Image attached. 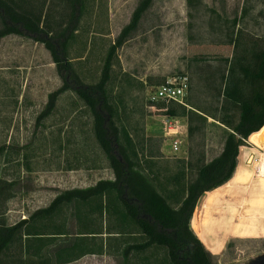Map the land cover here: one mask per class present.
<instances>
[{"label":"rangeland","instance_id":"1","mask_svg":"<svg viewBox=\"0 0 264 264\" xmlns=\"http://www.w3.org/2000/svg\"><path fill=\"white\" fill-rule=\"evenodd\" d=\"M35 1L42 5L45 0ZM46 1L44 14L48 12L56 29V21L68 11L62 0ZM139 1L86 0L78 30L68 45L73 70L84 84L100 80L108 50L130 22ZM193 3L191 7L188 0H154L137 31L117 49L107 85L119 108L118 123L133 136L142 166L150 170L146 172L156 178L159 190L173 206L185 195L181 188L194 178L203 153L208 161L222 152L231 131L223 118L231 115L238 121L237 109L221 108L223 98L219 100L217 94L220 69L232 54L249 56L253 48L264 47V0ZM235 18L239 20L236 27L232 25ZM25 34H9L0 42V184L4 196L9 191L14 194L9 200L0 197V218L8 224L49 205L66 188L81 185L82 168L94 178L92 183L98 180L96 174L114 172L96 140L92 111L74 90L62 93L52 112L40 117L50 94L65 80L45 44ZM233 36L234 42L227 43ZM191 37L198 43L195 47ZM200 43L211 47L203 50ZM62 74L72 86L80 84L70 71ZM178 74L190 77L187 102L205 111L207 122L205 127L194 122L196 133L191 137L184 131V145L174 152L172 139L165 136L161 108L167 102H152L149 94ZM179 117L180 123L189 125L187 117ZM65 214L70 231H76L72 209ZM103 224L113 226L115 220L104 217ZM190 227L201 237L214 264H264V131L242 145L233 176L200 198ZM137 237L144 240L142 235L107 237L109 250L122 249L120 238L133 242ZM145 252L154 264L167 256L165 249ZM123 262L121 257H110L104 264ZM70 264L98 263L88 257Z\"/></svg>","mask_w":264,"mask_h":264},{"label":"trees","instance_id":"2","mask_svg":"<svg viewBox=\"0 0 264 264\" xmlns=\"http://www.w3.org/2000/svg\"><path fill=\"white\" fill-rule=\"evenodd\" d=\"M46 2L39 5L35 0H0V42L9 34L26 33L45 44L59 64L65 81L61 88L50 94L40 117L52 112L62 93L74 90L92 111L96 140L116 177L115 180L102 179L89 188L65 190L48 206L34 210L14 224L0 218V264H65L86 254L103 251V245L99 246L95 239L105 232L104 217L115 220L113 226L106 225L107 233L131 236L138 232L144 236V241L124 247L126 253L165 249L167 256L159 264H214L211 253L191 229L190 221L200 198L233 176L245 141L264 131V47L253 48L249 56L242 52L232 54L226 60V67L220 69L221 85L217 94L219 100L223 98L221 108L226 110L233 106L237 109L238 121L235 123L231 115L223 118L222 122L231 131L222 152L210 161L203 153L194 178L181 188L185 195L177 200L178 206H173L159 190L156 178L142 166L133 136L118 123L119 108L111 100L107 87L117 49L137 31L154 0L139 1L130 22L109 48L100 80L94 84H84L79 79L68 56V45L78 30L86 0H62L68 13L56 21V29L48 12L44 14ZM188 3L191 7L194 4L193 0ZM238 21L233 19L232 25L236 27ZM58 41L61 48L57 46ZM233 42L234 36L227 43ZM191 44L195 47L198 43L191 37ZM200 45L203 50L211 47V44ZM64 70L70 71L80 84L72 86L62 74ZM161 108L164 115L187 117L190 137L196 133L194 122H200L203 127L206 125L207 116L199 107L167 103ZM3 189L0 184V197L5 194ZM13 195L9 191L4 198L9 200ZM66 209H72L78 223L76 231H70L67 219L63 217ZM93 214L97 217L91 218ZM99 218H102L100 226L94 222ZM124 264H129L127 258ZM134 264L154 263L146 256Z\"/></svg>","mask_w":264,"mask_h":264},{"label":"built area","instance_id":"3","mask_svg":"<svg viewBox=\"0 0 264 264\" xmlns=\"http://www.w3.org/2000/svg\"><path fill=\"white\" fill-rule=\"evenodd\" d=\"M190 87V77L188 74H178L170 76L163 83L157 85L154 90H150L149 99L152 102L164 101L167 103H174L186 106H191L187 102V96ZM165 136L172 139V149L178 152L184 145V137L182 133L188 131V125L180 123L179 116L164 115ZM183 127V130H180Z\"/></svg>","mask_w":264,"mask_h":264},{"label":"crops","instance_id":"4","mask_svg":"<svg viewBox=\"0 0 264 264\" xmlns=\"http://www.w3.org/2000/svg\"><path fill=\"white\" fill-rule=\"evenodd\" d=\"M208 161H210V160H208ZM80 170H84L83 173H80V178H79L80 180H82L81 181L82 184L81 185H78V186H73L72 188H66L65 190L73 189V188H82V189L89 188L91 186L96 185L102 179L115 180V177H116L114 172L111 173V174L109 172L108 173V176H102L101 173H98V174L95 175L96 178H98L97 182L92 183L91 181L94 180V178L91 177V174L90 173L86 172L87 169H83L82 168ZM72 171H74L73 173H76L75 172L76 171L75 169L74 170L72 169ZM58 191H60V190H57L56 192H58ZM59 194H60V192L58 194H56L55 196H53L52 199L54 200L56 198V196L59 195ZM39 201H40V198H39ZM46 206H48V205H45V206L42 205V206H39L38 208L46 207ZM96 217H97V214H93L91 218H96ZM73 218L76 221V219H75L74 216H73ZM101 224H102V222L100 221V223L97 224V225L100 226ZM103 227L105 228L104 229L105 232L102 233V234H100V235H98L99 237H97V239H95V241L99 244V246L103 245V251H100V252H97V253H89V254H86L83 257H81L82 259H85V258H88V257H93L94 260L98 264H104V262L107 261L108 258H110V257H115V258H120L121 257L124 261H125V258H127L128 261H129V264H134V261L132 262V260H130V259H136V258H141L142 259V258H145L146 256L150 258V255L149 254L148 255L146 254L148 252H142V251L132 250L129 253H126V252L123 251V248L126 247V246H128L129 244H134V243L142 242L141 240H139V237L134 238L133 239V242H129L127 240V238H126V240L123 239V238H120L118 244H122L121 246L119 245L120 248H122V249H119L118 252H113V251L109 250L110 249V246L108 247L109 241H108V238L107 237H113V236H117V237H120L121 236L122 237L124 235H120V233H118V232H116V233H107L106 232V225L103 224ZM115 231H117V230H115ZM125 235H127V234H125ZM138 235H141V234L138 233V232H136V233H134L131 236H138ZM200 239H201V237H200ZM81 258H79V259H77L75 261H78ZM75 261H72V262H69V263H65V264H70V263H73ZM123 264H124V262H123Z\"/></svg>","mask_w":264,"mask_h":264}]
</instances>
